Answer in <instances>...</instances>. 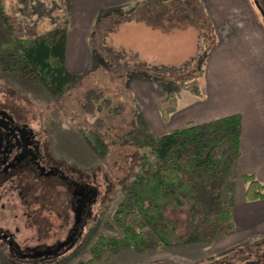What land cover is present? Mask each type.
<instances>
[{
	"label": "rangeland",
	"instance_id": "1",
	"mask_svg": "<svg viewBox=\"0 0 264 264\" xmlns=\"http://www.w3.org/2000/svg\"><path fill=\"white\" fill-rule=\"evenodd\" d=\"M209 1L213 5L216 2ZM238 1L218 0V16L222 12L229 17L238 31L237 35L225 36L238 41L230 43L218 57V82L225 87L223 96L235 93L237 83L252 86L249 92L253 91L264 107V20L253 0H246L247 6L245 0ZM54 2L60 6L51 10ZM203 3V0H135L100 10L87 27L86 41L79 38L80 42L75 39L72 42L73 60L81 67L75 74L82 78L61 96L54 95L35 77L26 78L0 67V108L14 112L30 124L42 144L63 163L77 168L84 179L89 175L94 188L91 215L80 227L76 245L41 264H264V237L240 235L241 231H232L213 243L191 241L93 253L101 238L118 241L124 237L115 216L127 197L126 188L141 167L140 145L147 135L143 124L155 136L171 132L174 122L171 121L178 111L168 120L160 112L161 107L168 109L164 103L169 94L180 96L179 110L188 101L195 102L203 92L205 65L214 44V32ZM71 4L68 0H0V43L44 35L57 24H63L70 10L76 8L78 23L86 22L90 10L74 1ZM32 8L37 9L35 13H30ZM39 8L45 14L48 10L52 12L42 17ZM119 9H123V16L112 14ZM101 16H105L104 20L95 27ZM206 52L204 63L197 66ZM237 66L243 71H236ZM135 70L160 76L155 75L156 80L126 76ZM87 135L105 143L104 158L94 151ZM238 161L226 178L228 195L223 193L217 202L202 189L205 211L233 210L236 194L244 193V189L246 192L243 182L246 174L239 172ZM45 198L47 210L45 215L38 214L35 227L25 224L19 206L14 212L19 218L9 217L3 223L12 232L20 228L16 234L20 245L37 244L39 237L48 244L66 237L69 227H62L67 212L64 196ZM168 215L177 223L178 234L188 231L190 218L186 208H171ZM0 264L29 263L12 259L0 247Z\"/></svg>",
	"mask_w": 264,
	"mask_h": 264
},
{
	"label": "trees",
	"instance_id": "2",
	"mask_svg": "<svg viewBox=\"0 0 264 264\" xmlns=\"http://www.w3.org/2000/svg\"><path fill=\"white\" fill-rule=\"evenodd\" d=\"M53 5L51 10L60 6L56 2ZM31 10L30 13H35L37 9ZM38 10L42 17L52 12L48 10L45 14L46 11ZM112 14L123 16L124 11L119 9ZM104 18L101 16L95 27ZM69 20L67 16L63 24L55 21V28L44 35L0 43V67L26 78L35 77L54 95H63L82 78L67 66ZM207 54L200 56L197 66L204 63ZM135 75L151 80L158 79L155 75L160 76L143 70H135L126 76L132 78ZM161 79L166 80V77ZM179 101V95L169 94L164 103L168 109L160 108L166 120L178 111ZM143 125L147 135L140 145L143 152L141 167L131 186L126 188L127 197L115 216L124 237L118 241L101 238L93 247L94 255L109 249H145L191 241L213 243L234 231L233 210L205 211L202 189L205 188L208 196L217 202L223 193L228 195L226 178L240 157L241 116L232 115L201 125L191 124L161 136L150 134L147 125ZM85 137L97 155L104 158L105 143L96 136ZM243 182L248 201L264 200V183L251 174L244 175ZM171 208H186L190 219L185 234H178L177 223L168 215Z\"/></svg>",
	"mask_w": 264,
	"mask_h": 264
},
{
	"label": "flooded vegetation",
	"instance_id": "3",
	"mask_svg": "<svg viewBox=\"0 0 264 264\" xmlns=\"http://www.w3.org/2000/svg\"><path fill=\"white\" fill-rule=\"evenodd\" d=\"M264 20V0H253ZM77 168L55 157L42 144L24 119L14 112L0 108V247L12 259L41 264L73 249L78 242L80 227L90 217L94 204V188ZM64 196L65 219L62 227H69L64 240L48 244L39 237L34 245H20L7 223L9 217L18 219L15 208L21 207L25 224L35 227L39 213L47 210L45 197ZM43 197V198H42ZM43 199V200H42ZM14 215V216H13Z\"/></svg>",
	"mask_w": 264,
	"mask_h": 264
},
{
	"label": "crops",
	"instance_id": "4",
	"mask_svg": "<svg viewBox=\"0 0 264 264\" xmlns=\"http://www.w3.org/2000/svg\"><path fill=\"white\" fill-rule=\"evenodd\" d=\"M68 1L70 4L74 1L82 5L84 9L90 10L87 21L83 20L80 24L78 23L77 8L74 10L69 8L70 30L67 38V66L71 72L78 73L81 67H77L73 60V40L79 41L80 38V41H86L87 27L96 19L100 10L135 0ZM203 1L208 11V21L214 32V44L205 65L203 92L198 99L195 98V102L191 103L190 100L183 104L182 109H179L174 115V120L171 121L174 122L169 131L184 129L191 124L201 125L219 118L240 115L242 132L238 170L242 175H254L261 183H264V113H261V108L264 110L263 102L261 99L257 101L253 91L249 92L250 89H253L252 86L248 88L242 82L236 84L237 91L230 96L221 94L225 87L218 82V57L223 55L227 46L231 45L230 43L233 44L238 41L237 38L234 40L233 38L226 39L225 36L237 35L238 31L235 29L236 24L234 23V26L229 17L224 16L222 12L218 16V0H214L216 1L213 2L214 5L209 0ZM243 3L244 6L248 4L246 0ZM236 71L242 72L243 69H239L237 66ZM227 97L229 98L227 99ZM243 191L244 193L238 192L235 196L236 204L233 207L234 232L241 231L240 235L249 234L264 237V200L248 201L245 197V189Z\"/></svg>",
	"mask_w": 264,
	"mask_h": 264
}]
</instances>
